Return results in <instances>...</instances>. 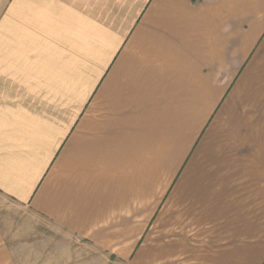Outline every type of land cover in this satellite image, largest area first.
I'll use <instances>...</instances> for the list:
<instances>
[{
  "label": "crops",
  "instance_id": "obj_1",
  "mask_svg": "<svg viewBox=\"0 0 264 264\" xmlns=\"http://www.w3.org/2000/svg\"><path fill=\"white\" fill-rule=\"evenodd\" d=\"M0 198L120 264H264V0H0Z\"/></svg>",
  "mask_w": 264,
  "mask_h": 264
},
{
  "label": "rangeland",
  "instance_id": "obj_2",
  "mask_svg": "<svg viewBox=\"0 0 264 264\" xmlns=\"http://www.w3.org/2000/svg\"><path fill=\"white\" fill-rule=\"evenodd\" d=\"M0 229L13 264H120L27 208L0 198Z\"/></svg>",
  "mask_w": 264,
  "mask_h": 264
}]
</instances>
